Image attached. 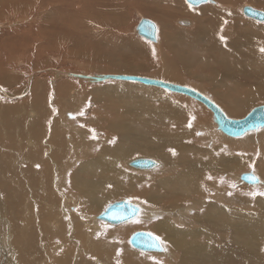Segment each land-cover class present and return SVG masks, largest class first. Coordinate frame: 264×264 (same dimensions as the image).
Returning <instances> with one entry per match:
<instances>
[{
    "label": "bare ground",
    "instance_id": "obj_1",
    "mask_svg": "<svg viewBox=\"0 0 264 264\" xmlns=\"http://www.w3.org/2000/svg\"><path fill=\"white\" fill-rule=\"evenodd\" d=\"M13 1L0 0L1 20L9 22L12 20L19 21L21 17L33 15L37 27L41 28L42 22H51L52 19L55 18L58 22L61 21L65 26L69 25L70 28L74 22L76 23L77 13L81 11L84 12L85 16L81 18L78 16V18L84 21L87 30L85 33L83 32L80 34L81 37L77 36L80 41L89 39L88 41L92 43V46L106 45L109 48L111 47L114 53L120 51L128 55H133V53L142 56L148 55L147 50L128 40L114 41L116 45L112 46L111 39L114 32L113 30L125 19L124 6L121 4L123 3L122 0L117 2V5H113L111 0H108L109 5L102 3L107 0H94V3H102L100 5L98 4L96 15L92 14L93 9L97 6V4L95 5L91 2L93 0H89V2L86 1L87 5L83 6L88 9L87 12L81 8L80 3L74 4V0H48L50 3L46 2V4H48L49 14L41 10L42 7L39 4H42L43 1L38 3L39 0H36V6L23 3L24 0H20L22 3H20L19 0H15L16 3ZM242 1L243 0H208L206 4H203L204 6L202 8L196 12H192L203 18L204 23H195L196 25L199 24L198 28L190 32L171 35V38H166V40L163 41L165 43H163L164 47L171 53L169 61L170 68L167 72L171 76L169 77L181 80L183 78L182 75L187 73L193 75L192 72L194 70H201L198 73L202 74L199 75L201 79L205 81L204 83H206L211 90L220 93L218 100L221 104L226 106V111L221 109L229 118L234 119L244 118L249 113L248 111L246 112V110L252 105L264 104V53L260 51V49L264 48L262 47L264 45V23H253L250 22L251 20L247 21L236 18L237 13L233 9L230 10L229 7L235 8L237 4ZM172 2L173 3H169V1L153 2L151 5L141 4L142 11L143 13L146 12V14L156 17L160 23L168 26L169 20L174 18L170 11L177 16H187L190 14L188 9H182L179 2ZM254 2L257 6L264 8V0H254ZM247 6L253 8L248 4ZM247 6L245 5L243 7L242 13H244L243 10ZM253 9L257 10V8ZM189 11L191 10L189 9ZM6 13L9 15H6ZM190 16L192 15L190 14ZM25 19H27V17ZM53 22L55 23V21ZM180 24L186 25V21H181ZM190 24L191 23L188 25ZM11 31L16 34L17 38L15 41L13 40L14 42L12 41L15 44L14 47L13 43H7L8 60H11L19 51L26 53L23 51L28 48L26 41L35 30L31 28V26H24L17 27ZM111 31L113 32L111 33ZM37 34L39 35V33ZM221 37L225 39L222 41ZM38 38L35 37L33 40H37ZM158 39L159 37L157 36V42ZM18 43L19 45L17 47ZM173 43L178 44L174 46ZM150 56L152 55L150 54ZM108 57L93 56L91 59H93L92 61H94L97 66L98 64L106 65L102 66L103 70L105 69L106 71L136 72L147 66L145 64L131 66L128 61H116ZM23 58L25 57L23 56ZM2 66V62L0 61V68ZM7 67L12 70L11 63L8 64ZM47 69L43 68L41 72L32 73L30 76L28 75L27 84L25 85L26 88L16 95L15 93H8L2 86L4 85L5 88L11 89L14 84L19 82V78L10 75V73H4L3 68L0 69V95L3 97L6 96L9 100H22L14 106H9L8 109H4V105L0 106V123L2 124V127H0V139L2 138V131H5L9 138L6 143H2V146L8 147L11 141L10 139L14 137L13 135L16 130L18 131L20 128L21 131H24V134L29 137L24 140V142L27 146L25 154L30 157V161L24 166L21 165L22 174L20 171L19 176L15 178L11 177V181H25L31 186H33L35 182V184H41L47 187L53 186L57 191L55 185H58L60 182L64 170L66 167L72 165L74 162L73 159L79 155V152L86 150L84 146H87V143L78 142L76 139L79 135L83 136V132L82 129L76 128V123L71 120L68 114L73 113L77 105H82L84 102H88V100L91 101L92 94H102L104 92H108V94L111 92L131 93L135 97L139 96L143 98L144 101L140 100L141 102L139 103L141 104H139L137 108L132 106V108L122 109V111H120L117 106H101V111L105 109L110 116L112 115L124 121H121V123H109V126L105 128L109 131L111 130L114 133L113 135L119 139L117 140L118 142L113 141L111 145L102 147V153L107 151V153H109L108 157H89V155H84L86 156V160L84 159L85 161L73 169L72 174H70L71 183H69L72 184V187H76L80 193L83 192L88 197L86 206L82 209L85 211L84 213H91L99 210L108 200L120 196H127L122 193L123 188L115 190L107 187L110 182L114 183L116 180L125 181L127 184H131V181H138L139 186L131 188L129 194L134 191L137 196H140L139 189H145L146 192L144 197L149 202L154 205H163L166 208H175L179 205L181 206L184 200L188 201V198H190L192 194H197L201 198L205 197L206 181H213L217 188H221L223 182L221 183L219 180L222 175L224 176L228 172L249 165L248 158L244 157L243 159V157H239L236 152L231 150L232 145L228 144L225 147V144L221 143L215 148L214 138L219 136V132L214 126L211 112L203 104L207 112V114L205 113V118L196 111L193 112V117L194 124L202 126L198 131L202 132V130H204V134L207 135L205 137L212 139L204 140L205 144L209 145L208 149L200 148L196 144L190 142L192 136L189 137V129L187 126V120H189V118H187L189 107L185 106L186 103L191 105L189 102H183L181 105L178 104V106H174L170 101L166 100V98H162V95L160 96L159 91L161 90L159 88L140 83V85H120L112 89L108 87L91 89L82 86L77 90L73 88L74 83L71 82V80L65 82L63 80V82L61 81L58 83L52 82L53 84L49 83L48 85L44 77L36 78L35 80L34 77L36 75H41V73L43 74L44 72L53 73L54 76L61 78L60 75L47 71ZM16 73L19 72L16 71ZM72 73L74 72L72 71ZM198 73L193 76H197ZM198 77L199 76H197V78ZM222 86H227L226 89H228L229 96L222 91ZM48 88L52 89V94L55 98L59 96L58 108L60 111H58L57 114L55 110L50 107L51 101L49 100L52 95L51 90H48ZM54 88H56V92L53 91ZM219 90H221L222 93ZM31 91L33 93L30 96L29 93ZM67 91H69L68 94ZM78 92L81 96L80 98L79 95H77ZM26 97L28 98L23 100ZM61 98L65 100L63 103H60ZM184 98L191 99L187 96ZM94 99L95 97L92 100ZM92 103H95V101ZM72 108L73 112L70 110ZM96 113H98L97 110ZM26 114L29 118L34 117L36 119L34 121L31 119L29 122L24 116ZM89 117H79L78 120L86 122ZM208 117H210L209 119H211L212 122L210 124L207 119ZM128 119L132 121L124 125L126 123L125 121ZM92 124L96 127L95 123ZM4 125H6V127ZM117 125H119V127ZM88 132L91 135L96 134V132L91 130ZM104 135L106 136L107 133ZM243 137H245V141L249 139L247 138V134ZM186 139L189 141L186 142ZM204 141L201 140L200 143L203 144ZM197 144L199 143L197 142ZM212 144L213 146H211ZM13 146L15 145L13 144ZM213 148L215 150H212ZM170 149L175 151V155H173ZM134 153H140L144 156H139L141 158L138 159H149L147 157L145 158V156L150 155V157L158 159L160 163L152 159L155 161V166L153 168L137 169L131 166V162L136 160L132 159L129 162V166L136 171L145 172L142 173V175L145 174L144 176L135 177L124 171L117 172L116 170L119 167V162L121 163V161L127 160L133 156ZM105 163L107 165H105ZM180 167L182 168V172L179 170ZM10 168V156L0 151V174L4 175L7 172L14 173L10 171ZM159 169L167 172V174H174L168 177H166L167 174L163 177L159 176V174H151ZM176 169L178 171H176ZM17 171L15 169V172ZM149 171L152 172L149 174ZM244 173L239 174L237 178L239 181L241 175ZM108 174L110 175L106 176ZM146 174L150 175V181L148 183L145 181ZM253 174L259 180L258 185L262 186L264 183L263 177L259 174ZM92 175H98V178ZM231 176L232 175H229L230 178H232ZM209 177H211V179H209ZM142 178H144V180ZM154 182H157V184H153ZM0 183L6 186L5 180L0 179ZM210 186H212V184H210ZM6 187L10 193L12 192L14 197L19 195V191L15 184L13 185V191L10 187ZM227 187L229 186L224 188L225 195L228 197L235 196L237 198L235 203L238 202L244 205L245 202H250L248 198L249 194H247V196L241 194L242 192H240L241 195L239 193L236 194L231 188ZM167 199H171L172 201ZM251 201L254 203L255 207L259 208V212L256 215H240L242 213L233 206L218 205L212 201L208 203V201L205 200L203 202L207 204V207H205L203 211L195 214L193 222H191L193 223L192 229L174 226L168 220H164L162 223L152 227V230L162 236L166 241L167 251L165 255H168V258L159 259L158 263H156L157 261L155 263L264 264V198L254 197ZM75 203L77 204V201H75ZM114 203L115 202L112 204ZM132 203L138 206L135 202ZM138 207L140 210L135 218L141 217V215H144L143 217L148 215L142 206ZM57 209L60 210L59 206L56 205V210ZM70 209L76 213H80L76 206H71ZM186 210L187 208L181 210L184 215H186ZM16 211L19 212L18 209L15 208L13 211L15 214L13 215H17ZM38 216L39 215H37V217ZM71 216L74 215H68V219L65 220H71ZM98 216H96V220ZM214 218H216V220H214ZM53 219L57 223L61 217H59V215H54ZM124 223L126 222L120 224ZM138 227L139 225L131 224L117 229L105 228L101 238L105 239L109 237L108 235L117 238L120 245L118 252L121 260L127 258L133 261L132 264H151L153 259L149 258L150 254L133 251L123 245L126 235ZM45 230H41L44 236L49 229L45 228ZM72 230L74 231L77 229L74 227ZM111 253V251L107 252L108 255ZM103 254L106 256V252ZM66 257L67 256L63 255V258ZM106 258L108 257L106 256ZM150 259L151 261H149ZM58 260L60 261L59 258Z\"/></svg>",
    "mask_w": 264,
    "mask_h": 264
},
{
    "label": "rangeland",
    "instance_id": "obj_2",
    "mask_svg": "<svg viewBox=\"0 0 264 264\" xmlns=\"http://www.w3.org/2000/svg\"><path fill=\"white\" fill-rule=\"evenodd\" d=\"M41 1H43V3L39 5L42 7L41 8L42 12L44 13L47 12V14H49L48 6H47L48 4H46V2L48 3L49 1L39 0L38 3H40ZM86 1L89 2V0H74L73 3L74 4L80 3L81 8L85 12H87L88 9L86 7H83L87 5ZM119 1L120 0H111V3L113 5H117V2ZM162 1H166V2L169 1V3H173L172 1H174L175 3L179 2V4H181L180 6L182 7V9L184 10L188 9V12H190L192 16H190V14L187 16H177L173 14L172 11H170L171 15L174 18L169 20V24L167 26L166 24L160 23L156 17L146 14V12L143 13L141 4L151 5L153 4V2L155 3ZM13 2L16 3L15 0ZM19 2L22 3L20 0ZM91 2L94 3V0ZM122 2L124 3L121 4L124 6L123 8L125 12L124 14L125 19L122 21V23L120 22L118 24L119 28L117 27L116 28L117 30L114 29L113 30L114 32L111 31V33L113 32L112 39L110 37V39L112 40V46L116 45L114 41L128 40L130 42L135 43L137 46H141L142 48L147 50L148 51L147 56H142L135 53H133V55L131 54L128 55L120 51L114 53L111 50V47L109 48L106 45H101V46L95 45L94 47L92 46V43L88 41L89 39H86L85 41H80L78 39L79 37H81L80 34L83 32L85 33V31L87 30L84 21L81 19L79 20V18L85 16L84 12L81 11L77 13L76 23L75 22L73 23V25L70 27L71 29L69 28V25L65 26L61 21L58 22V20L55 18H53L51 22L48 21L42 22L41 28L37 27V23L33 15L26 16L27 19H25L26 17H21L19 21L14 20L17 22H14L13 20L9 22L0 19V61L2 62L3 65L0 69L3 68L4 73H10V75L14 77L17 76L19 78V82L14 84V86L11 89H7V87L5 88L3 84L2 87L8 93L10 94L15 93L16 95L22 92V90L26 88L25 85L27 84L26 81L28 80V75L30 76L32 73L41 72L43 68L44 69L55 68L62 71H69V72L73 71L74 73H96V74L121 73L123 75H134V76L140 75L143 77H152V78L161 79L175 84L179 83V85H183L192 88L194 90H197L203 94L210 96V98L213 99V101H215L220 108L226 111L225 109L226 106L221 104L218 100L220 93H216L214 90H211L208 87V85L204 83L205 81L201 79V76L199 75L201 73H198L201 70H194L192 72L193 75L198 73L197 76H199L200 78L199 77L197 78V76H193L192 74L187 73L182 75L183 78L181 80L170 78L171 76L167 73L170 68L169 61L171 58V53L166 49V47H164L163 41H165L166 38H171L172 37L171 35L174 34L176 35L178 33H184L188 31L190 32L193 29L198 28L199 24L196 25L195 23H199V22L204 23L203 18L192 13L202 8L204 5H200L197 7L195 6L189 7V4L185 0H129V1L122 0ZM23 3H29L31 4V6L33 5L36 6V0H24ZM102 3L105 5H109L108 0ZM102 3L99 2L94 3L95 5L97 4V6L93 9L92 14L96 15L98 4L100 5ZM247 4L249 6H252L253 8H257V10L259 11L264 12V8L257 6L254 0H243L242 2L237 4L236 6L237 8L229 7V9L235 10V12L237 13L236 18H240L247 21L251 20L250 22L253 23L254 22L264 23V21L260 22L257 20L250 19L244 13H242L243 7L245 5L247 6ZM189 9L191 11H189ZM6 15L9 14L6 13ZM141 18H148L156 22L159 30L158 42L153 43L138 36V34L136 33V27ZM53 21H55V23ZM181 21H186V25H181L180 24ZM189 23L191 24L188 25ZM24 26H28V27L31 26V28H34L35 30L33 31L31 37L26 41L28 48H26V50H23L26 53H22L21 51H19L18 54L16 53L11 60H8L7 43L10 42L12 44L17 38L16 34L11 30L17 27H24ZM68 30L71 31L69 32ZM36 32L39 33V35ZM35 37L36 38L39 37V38L37 40H33ZM33 42H35L36 44ZM173 44L174 46H177L178 43H173ZM14 45L15 44L13 43V47ZM18 45L19 43L17 44V47ZM262 47H264V45ZM150 54L153 57L150 56ZM23 56L25 58H23ZM93 56L94 57L109 56L108 58L114 59L116 61L125 60L130 62L129 64L131 66L144 65V64L147 66L136 72L135 71L118 72V71H110V70L106 71L105 69L103 70L102 68V66H106V65L104 64H98V66L95 65L94 61H92L93 59H91L93 58ZM10 63L12 64V70L7 67V65ZM16 71H18L19 73H16ZM40 77L45 78L47 85L49 83L53 84L52 82L58 83L61 81L63 82V80L64 82L67 80H71V82L74 83L73 88L77 90L82 86L89 87L91 89L104 88V87H108L112 89L120 85H128V84L140 85L139 83L129 82V81H112V82L91 84V83L79 81L77 79H67L65 77L58 78L54 76L53 73H49V72H44L43 74L41 73V75H36L34 78L36 80V78H40ZM222 87H223L222 91L225 92L227 96H229L228 89H226L227 86H222ZM50 88H48V90H51V95H52L50 96V100H49L51 101L50 107L51 109L55 110L57 114L58 111H60L58 108L59 96L55 98L52 94V89ZM160 90L164 92L162 93L161 91H159L160 96L162 95V98L164 99L166 98V100L170 101L174 106H178V104L181 105L183 102H189L191 104V105H188L187 103L185 104V106L189 107V112H188L189 114L187 116L189 120H187V126L189 129V137L192 136V138H190V142L196 144L200 148L208 149L209 145L205 144L204 140H212V139H208L205 137L207 135L204 134V130H202V132L198 131L199 128H201L202 126H197V124H194V117H193V112L196 111L198 112V114H201L203 118H205L206 116L205 113L207 114V112L205 111L206 110L205 107L202 104L197 103L196 101L184 98L185 97L184 95L174 94L168 91H164L162 89ZM53 91L56 92V88H54ZM68 92L69 91H67V94ZM32 93L33 92L31 91L29 95L31 96ZM122 93L123 92L120 93L111 92L109 94L108 92H104L102 94L94 93L91 96V101L88 100V102H84V104L82 105H77L74 112H73V108L70 109L71 112L73 113H70L68 115H70L71 120L76 123V128L82 129L83 132V136L79 135L76 139L78 140V142L87 143V146L86 145L84 146L86 147V150L79 152V155L73 159L74 162L72 163V165H70V167H66V169L64 170L61 176L60 182L58 183V185H55L57 191L53 186L47 187L41 184H35V182L34 185L31 186L29 183H26L25 181L23 182L11 181L12 180L11 177L15 178L19 176L20 171L22 174L23 171L21 167L24 166L28 161H30V157L26 156L25 154L27 150V146L24 142V140H26L29 137H27L24 134L25 132L21 131L20 128V130L18 131L16 130L15 134L13 135L14 137L10 139L11 141L9 142V146L4 147L2 146V143H6L7 140H9V138L6 135L5 131H2V138L0 139V151L3 154H8L10 156L11 158L10 171H13L14 173L7 172L4 175L0 174V179L5 180L6 186L10 187L12 191H13V185L15 184L17 186V190L19 191V195L17 197H14L12 192L10 193L7 187L0 183V264H132L133 261L128 260L127 258H123L121 260L118 252V248L120 247V245L116 237L114 236L112 237L108 235L109 237L105 239L101 238L103 236V230L105 228L117 229L119 227L129 226L131 224L139 225V227L135 228L126 235L123 245L130 250L150 254L149 258L153 259L151 264H153V262L154 264H156L158 263L159 259L168 258V255H165L166 254L165 252L167 251L166 241L163 239L162 236H160L159 234H157L152 230L153 229L152 227L162 223L164 220H168L174 226H179L185 229L186 228L192 229L191 227L193 226L192 225L193 223L191 222H193V217L195 216V214L203 211V209L207 207V204L203 202L205 200L208 201V203L212 201L214 203H217L218 205L233 206L242 213L240 215H245V214L256 215L259 212V208L255 207L254 203L251 201V199L253 198L251 195L248 196L250 202H245L244 205L239 204L238 202L235 203V200L237 198L235 196L228 197L227 195H225L226 193L224 188H226V186H229L227 188H231L232 191L235 192L236 194L238 193L240 194V192H242L241 194H243L244 196H247V194L253 192H264V186H263L264 183L262 184V186L259 185L255 186V185L246 184L241 180L239 181L237 179L240 173L252 172L255 173L256 175L259 174L260 176L263 177L264 180V128L260 129L258 132L255 133L251 132L247 134V138H249L247 139V141L244 140L245 137L243 136L239 138H230L223 136L221 133H219V136H216V138H214L215 148L218 147V145L221 143H224L225 147L228 144H230L232 145L231 150H233V152H236L239 157H243V159L244 157L248 158L249 165L247 167H241L240 169L226 173V175L228 176L222 175V177L219 180V182L220 181L221 183L223 182L221 184L222 185L221 188H217V186H215L213 181H208V182L206 181L205 197L201 198L197 194L194 195L192 194V196L188 198V201L184 200L181 206L179 205L175 208H166L163 205L160 204L154 205L153 203L149 202L144 197V194L146 192L145 189L144 190L139 189L140 196H137L134 191H132L131 194H129L131 188L135 186H139L138 181L137 182L131 181V184H127L125 181L122 182L120 180L119 181L116 180V182L114 183L110 182L107 185V187L110 189L113 188L115 190L123 188L122 193L126 194L127 196H120L118 198L108 200L103 204V206L99 210H96L95 212H91V213H84L85 211L82 209L86 206L88 197L83 192L80 193L79 190L76 189V187L75 188L72 187V184H70L71 183L70 174H72L73 169H75L80 163L86 160V156L84 155H89V157H95V156L108 157L109 153H107V151L102 153L103 152L102 147H107L111 145L113 141L119 140L115 135H113L114 133L111 130L109 131L108 129L105 128L109 126V123H117V122L121 123V121L124 120L117 117H113L112 115L110 116L106 112L107 110L105 109L101 111L100 110L101 106L102 107H104V105L117 106L118 109L122 111V109L132 108V106L137 108L138 105L141 104L139 103L141 102L140 100L144 101L143 98L139 96H137L139 97L137 98L131 93H125V94ZM77 95H79V92L77 93ZM28 97H26L23 100H26ZM80 97L81 96L79 95V98ZM94 97L95 99L92 100ZM21 101L22 100L20 101L9 100V98L7 99L6 96L3 97L0 95V106L4 105L3 107L4 109H8L9 106H14L15 104ZM64 101L65 100L61 98L60 103H63ZM94 101L95 103H92ZM262 104L260 103V104L252 105L246 110V112L247 111L250 112V110L254 109L255 107L263 106L264 104L263 105ZM96 110L98 113H96ZM81 113L83 114L81 115ZM24 116L25 118H27V121L29 122L31 121V119L32 121L36 119L34 117L29 118L27 114ZM79 117L80 118L89 117V119L86 122L79 121L78 120ZM209 118L210 117H208L207 119L210 124L212 122L211 119ZM130 121L132 120L131 119L126 120L125 121L126 123L124 125L130 123ZM92 123H95L96 127ZM189 124L191 125L190 127ZM4 126L6 127V125ZM117 126L119 127V125ZM0 127H2L1 123H0ZM89 130L96 132V134L91 135L88 132ZM106 133L107 135L105 136L104 134ZM75 136H76V132H75ZM201 140L204 141L203 144L200 143ZM188 141L189 140L186 139V142ZM197 142L199 144H197ZM11 143H13L15 146H13V144ZM211 146H213V144ZM212 150L215 149L213 148ZM139 156L144 157L140 153H134L133 156H131L127 160L121 161V163L119 162V167L117 168L116 171L117 172L124 171L128 174H132L135 177L144 176L145 174L142 175V173L145 172L136 171L129 166V162L132 159L141 158ZM146 157L149 159L150 158L154 159L160 163V161L155 157H150V155L145 156V158ZM105 165L107 164L105 163ZM15 169L16 171L17 170L18 171L15 172ZM23 169L25 170L24 167ZM179 170L180 172H182L181 167ZM176 171L178 170L176 169ZM150 172L152 171H149V174ZM151 174H156V175L159 174V176L163 177L164 175L167 174V172L161 171L159 169L158 171L156 172L154 171V173ZM173 174L174 173H168L166 177L172 176ZM109 175L110 174L106 176ZM229 175H232L231 176L232 178H230ZM93 177L98 178V175H94ZM149 177L150 175L146 174L145 181L147 183L150 181ZM142 179L144 180V178ZM153 184H157V182H154ZM210 184H212V186H210ZM233 185L234 187H232ZM255 197L264 198V196L261 195H256ZM118 200H129L135 202L138 206H142L148 215H145V217H143L144 215H141V217L135 218L134 220L128 221L120 225H112L110 223H107L106 221L95 219L96 216L101 214V212H103L106 207H108L110 204ZM167 200L172 201L171 199H167ZM75 201H77V204L75 203ZM56 205L59 206L60 210L58 209L56 210ZM71 206H76V208L78 209V211H80V213L78 212L76 213L72 211L70 209ZM15 208L18 209L19 211V212L16 211L17 215H13L15 214V212H13ZM185 208H187L186 215H184L181 211L182 209L185 210ZM69 213L74 216H71L72 217L71 220H65L68 219V215H70ZM37 215H39L38 216L39 219ZM54 215H59V217H61V219H59L57 223L53 219ZM145 218L148 219L146 220ZM214 220H216V218H214ZM59 224H60V228H59ZM74 227H76L77 230L73 231L72 229ZM45 228L49 230L45 233L44 236L41 230L44 231ZM137 231L138 232L146 231L149 233H153L155 236L159 237L162 241L165 242L166 250H164V252L163 251L145 252L134 248L129 243V237L132 236ZM110 251L112 253L108 255L107 252ZM105 252L108 258H106V256L103 254ZM63 255L67 257L63 258ZM58 258L60 259V261L58 260ZM151 259L149 261H151Z\"/></svg>",
    "mask_w": 264,
    "mask_h": 264
},
{
    "label": "water",
    "instance_id": "obj_3",
    "mask_svg": "<svg viewBox=\"0 0 264 264\" xmlns=\"http://www.w3.org/2000/svg\"><path fill=\"white\" fill-rule=\"evenodd\" d=\"M207 2L208 0H204V2L193 3L192 6L197 7L206 4ZM243 11L244 14L250 18L260 22L264 21V12L262 11L255 10L248 6L245 7ZM149 25L154 27L149 29ZM136 33L145 40L153 43L157 42V25L154 21L148 18L140 19L136 27ZM47 71L54 72L61 77L75 78L91 84L112 81H129L147 86H154L178 95H185L200 102L211 112L216 130L226 137L239 138L251 132H258L260 129L264 128V105L255 107L242 119H234L229 118L227 114L205 94L192 88L161 79L123 74L72 73L56 69H47ZM131 166L137 169H150L155 166V161L152 159H136L131 162ZM252 176L255 175L251 172L244 173L241 175L240 180L249 185H258L259 180L257 183H253L249 179V177ZM139 210V207L129 200L118 201L109 205L106 210L98 216V219L110 224H120L134 219L138 215ZM155 238L156 236L149 232H136L130 237L129 243L134 248L141 251L162 252L159 247L153 246L156 243Z\"/></svg>",
    "mask_w": 264,
    "mask_h": 264
},
{
    "label": "snow or ice",
    "instance_id": "obj_4",
    "mask_svg": "<svg viewBox=\"0 0 264 264\" xmlns=\"http://www.w3.org/2000/svg\"><path fill=\"white\" fill-rule=\"evenodd\" d=\"M186 2L189 3V7H191L193 3L204 2V0H186ZM148 27H149V29H150V28H152V27H154V26L149 25ZM224 39H225L224 37H221V40H222V41H223ZM260 51H261L262 53H264V48L260 49ZM82 114H83V113H81V115H82ZM190 126H191V125L189 124V127H190ZM93 138H94V137H93ZM170 151H172V152H173V155H175V151H174V150L170 149ZM209 179H211V177H209ZM249 179H250L253 183H257V182H258V179H257L255 176L249 177ZM233 187H234V185H233ZM249 195H251V196L254 198L256 195L264 196V192H253V193H249ZM155 240H156V243H155L153 246L159 247L161 251L166 250V246H165V242H164V241H162L159 237H156Z\"/></svg>",
    "mask_w": 264,
    "mask_h": 264
},
{
    "label": "crops",
    "instance_id": "obj_5",
    "mask_svg": "<svg viewBox=\"0 0 264 264\" xmlns=\"http://www.w3.org/2000/svg\"><path fill=\"white\" fill-rule=\"evenodd\" d=\"M158 33H159V30H158Z\"/></svg>",
    "mask_w": 264,
    "mask_h": 264
}]
</instances>
